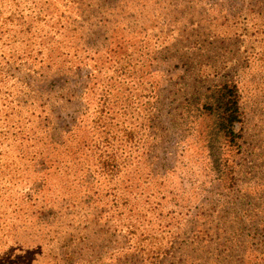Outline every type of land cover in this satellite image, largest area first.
Instances as JSON below:
<instances>
[{
	"label": "trees",
	"instance_id": "16d2710c",
	"mask_svg": "<svg viewBox=\"0 0 264 264\" xmlns=\"http://www.w3.org/2000/svg\"><path fill=\"white\" fill-rule=\"evenodd\" d=\"M95 6L96 0H0V264L77 263L94 255V243L104 241L99 234L111 246L103 254L108 260L156 264L166 256L164 246L152 243L155 235L141 230L158 221V203L140 198L156 175L152 166L162 160L146 147L160 149L167 129L192 122L173 120L170 130L162 125L154 86L145 87L139 75L151 54L141 57L143 43L134 54L113 33H94ZM255 7L250 26H224L221 35L254 39L250 56L264 68V0ZM82 68L84 82L65 88L69 79L81 78ZM227 68L224 61L218 82L194 92L231 149L241 141L235 126L243 115L239 77ZM52 78L62 83L57 90ZM183 100L182 107H192V94ZM147 151L151 162L144 170L139 166ZM100 221L107 232L93 230ZM202 235L196 233L197 247ZM174 243L170 236L165 246Z\"/></svg>",
	"mask_w": 264,
	"mask_h": 264
},
{
	"label": "rangeland",
	"instance_id": "374dc122",
	"mask_svg": "<svg viewBox=\"0 0 264 264\" xmlns=\"http://www.w3.org/2000/svg\"><path fill=\"white\" fill-rule=\"evenodd\" d=\"M101 1L96 0L94 7V33H113L125 40V48L134 54L143 43L141 57L148 58L144 56L148 51L150 58H155L146 59L139 75L145 87L149 82L154 86L153 101L162 125L167 129L173 120L192 122L191 127L176 126L173 133L167 129L168 138H163L160 149L153 143L146 147L162 156L158 165L152 166L156 175L145 183L140 198L148 204L158 203V221L149 220L141 229L144 234L155 235L152 243L167 250L164 259L156 264H264V68L250 56L256 51L250 50L257 45L254 39L221 35L224 26L243 21L250 26V13L257 12L258 0ZM213 3L216 6L211 10ZM224 61L227 73L239 77L243 115L241 124L235 126L241 141L231 149L223 143L210 117L203 114L201 97L197 99L194 92L198 86L204 92L211 82H218ZM105 67L106 64L103 70ZM86 68L79 72L81 78L69 79L65 88L75 89L73 83L78 88L85 80ZM202 78L204 83L198 82ZM51 80L55 90L62 85L59 79ZM191 94L192 107H182L183 99ZM70 112L71 107L63 109L64 114ZM179 139L183 143L176 147L174 142ZM148 151L139 166L144 170L151 162L152 152ZM107 227L100 221L93 230L106 231ZM72 232L67 230V234ZM198 232L205 240L199 247L195 243ZM99 235L104 241H99L96 248L94 243V255L71 264L145 263L103 258L107 246H111L104 235ZM170 236L175 243L165 246ZM232 238L240 241L226 243ZM54 262L69 264L57 260L50 264Z\"/></svg>",
	"mask_w": 264,
	"mask_h": 264
}]
</instances>
